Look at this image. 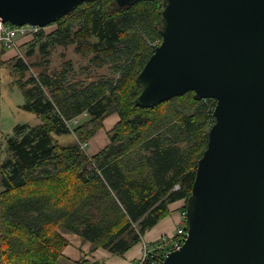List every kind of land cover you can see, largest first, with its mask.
<instances>
[{"label":"trees","instance_id":"obj_1","mask_svg":"<svg viewBox=\"0 0 264 264\" xmlns=\"http://www.w3.org/2000/svg\"><path fill=\"white\" fill-rule=\"evenodd\" d=\"M161 9V0L130 6L90 0L58 19L50 36L43 30L35 35L42 53L49 37L75 43L76 52L92 54L93 65L109 70L108 77L78 78L67 60L59 70L25 79L23 57L4 60L24 97L22 108L40 122L17 124L1 139L0 264L68 262L63 230L121 257L170 213V203L183 200L185 210L216 102L196 100L188 91L154 107L138 104L135 81L161 39ZM83 114L86 119L71 127ZM112 114L119 119L107 131L108 144L89 155L81 143ZM64 134L73 135L70 143L59 142Z\"/></svg>","mask_w":264,"mask_h":264},{"label":"water","instance_id":"obj_2","mask_svg":"<svg viewBox=\"0 0 264 264\" xmlns=\"http://www.w3.org/2000/svg\"><path fill=\"white\" fill-rule=\"evenodd\" d=\"M87 1L0 0V21L43 27ZM161 6V42L136 77L138 104L188 91L216 102L185 202L184 241L162 264H264V0Z\"/></svg>","mask_w":264,"mask_h":264},{"label":"rangeland","instance_id":"obj_3","mask_svg":"<svg viewBox=\"0 0 264 264\" xmlns=\"http://www.w3.org/2000/svg\"><path fill=\"white\" fill-rule=\"evenodd\" d=\"M79 24L80 23H75L72 28L75 30L78 28ZM56 28L57 25L54 23L47 25L46 31L49 34L48 36L53 34ZM34 40L35 39L31 40V38H23L21 40L23 43L19 45L20 49L17 53L15 51V56L20 55L28 64L25 79L30 75H38L42 70H59L62 62L67 60L72 62L75 75L78 78H84L87 75H90L92 79H98L100 77H108L111 75L106 67L99 68L91 63L90 59L92 54L82 55L76 52L75 43L68 45L56 44L53 43L51 37H49L46 39L47 46L45 49L47 53H42V51H40V45L43 41L35 42ZM160 42L161 39L156 40L155 45H158ZM29 50H32L31 55L26 54ZM23 103L24 97L21 90L3 64L0 72V143L2 137L13 133L14 127L17 124H29L33 126L40 122L39 118L34 113L22 108ZM85 115L86 114H83L82 118H84ZM82 118L76 123L70 122V126L73 127L86 119ZM72 138L73 135L71 137L70 134L57 136L59 142L63 144L70 143ZM81 147L88 152V142L81 143ZM184 225L187 227V222H185Z\"/></svg>","mask_w":264,"mask_h":264},{"label":"crops","instance_id":"obj_4","mask_svg":"<svg viewBox=\"0 0 264 264\" xmlns=\"http://www.w3.org/2000/svg\"><path fill=\"white\" fill-rule=\"evenodd\" d=\"M16 55L15 49L6 50L5 59H9ZM117 114H112L104 119L102 128L98 129L96 133L88 141V154L94 155L103 147H105L109 140L107 131L118 121ZM183 200H177L169 204L170 213L161 219L156 225L149 229L142 237L141 241L147 243L157 242L162 235H172L178 229L185 228V218L182 214ZM63 236L68 240L67 245L63 250L64 257L68 262L62 261L61 264H69L70 261H78L81 258L89 260H97L98 264H135L139 258L142 250V243L139 242L131 247L126 253L119 257L112 255L108 250L103 248H92L89 241L82 240L77 234L63 230Z\"/></svg>","mask_w":264,"mask_h":264},{"label":"built area","instance_id":"obj_5","mask_svg":"<svg viewBox=\"0 0 264 264\" xmlns=\"http://www.w3.org/2000/svg\"><path fill=\"white\" fill-rule=\"evenodd\" d=\"M40 30H43L44 33H47L46 26L40 27L30 24L16 26L8 22L0 21V72L5 60L6 50L13 48L17 53V51L20 49L19 45L23 43L21 40L23 38H31V40H33L35 35ZM78 119L79 117H75L73 120H71V122L76 123L79 121ZM177 187L178 186L176 185V188ZM182 214L185 218V210L182 211ZM185 233L186 229L180 228L175 234L162 235L157 242L147 243L145 241H141L143 242L141 254L136 260L135 264H162L163 259L168 254V252L181 247L185 238Z\"/></svg>","mask_w":264,"mask_h":264},{"label":"bare ground","instance_id":"obj_6","mask_svg":"<svg viewBox=\"0 0 264 264\" xmlns=\"http://www.w3.org/2000/svg\"><path fill=\"white\" fill-rule=\"evenodd\" d=\"M136 58H137V57H136ZM136 60H138V59H136ZM135 62H136V61H135ZM133 64H134V63H133ZM136 64H137V63H136ZM139 65H141V64H139ZM137 66H138V65H137ZM137 66H136V67H137ZM133 68H135V67H133ZM133 68H132V69H133ZM135 82H136V81H135ZM115 95H116V94H115ZM119 95H120V94H119ZM119 97H120V96H119ZM116 98H117V97H116ZM122 98H123V97H122ZM124 99H125V98H124ZM119 100H120V99H119ZM116 101H117V100H116ZM124 101H125V100H124ZM126 102H127V101H126ZM118 103L120 104V102H118ZM120 105L122 106V104H120ZM124 105H125V104H124ZM130 107H131V106H130ZM130 107H129V108H130ZM117 108H118V107H117ZM117 108H116V109H117ZM123 108H124V106H123ZM125 109H126V107H125ZM117 110H118V109H117ZM121 110H122V109H121ZM134 110H135V109H134ZM134 110H133V111H134ZM135 111H136V110H135ZM136 112H137V111H136ZM124 113H125V112H124ZM129 113H130V112H129ZM106 114H107V113H106ZM120 114H122V113H120ZM127 114H128V113H127ZM104 116H105V115H104ZM128 116H129V115H128ZM47 118H48V117H47ZM48 119H50V118H48ZM98 119H99V118H98ZM98 119H97V120H98ZM100 119H101V118H100ZM50 120H51V119H50ZM97 120H96V121H97ZM122 122H123V121H122ZM50 123H51V121H50ZM53 123H54V122H53ZM126 123H128V122H126ZM126 123H125V124H126ZM51 124H52V123H51ZM139 124H140V123H139ZM139 124H138V125H139ZM129 126L132 127L131 125H129ZM50 127H51V126H50ZM78 127H79V126H78ZM78 127H77V128H78ZM80 127H81V126H80ZM53 128H54V127H53ZM135 128H136V127H135ZM138 128H139V127H138ZM49 129H50V128H49ZM123 129H124V128H123ZM127 129H129V128H127ZM136 130H137V128H136ZM131 131H132V130H131ZM129 132H130V131H129ZM131 133H133V132H131ZM49 136H50V135H49ZM115 149H116V148H115ZM126 156H127V155H126ZM108 160H110V159H108ZM120 160H121V158H120ZM100 184H101V183H100ZM100 187H101V186H100ZM98 188H99V187H98ZM102 190H103V189H102ZM118 223H119V222H118ZM147 225H148V224H147ZM139 231H140V230H139Z\"/></svg>","mask_w":264,"mask_h":264}]
</instances>
